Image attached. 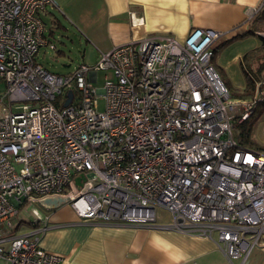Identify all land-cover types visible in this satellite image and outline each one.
Instances as JSON below:
<instances>
[{
	"label": "built area",
	"instance_id": "built-area-1",
	"mask_svg": "<svg viewBox=\"0 0 264 264\" xmlns=\"http://www.w3.org/2000/svg\"><path fill=\"white\" fill-rule=\"evenodd\" d=\"M52 3L0 0V259L64 264L40 247L45 226L11 234L43 220L38 209L22 216L24 206L60 197L83 221L153 226L163 208L168 227L216 239L244 262L264 239V151L240 144L234 120L255 110L264 82L232 98L212 63L222 32L202 27L52 72L37 61L55 49L41 15Z\"/></svg>",
	"mask_w": 264,
	"mask_h": 264
},
{
	"label": "crops",
	"instance_id": "crops-1",
	"mask_svg": "<svg viewBox=\"0 0 264 264\" xmlns=\"http://www.w3.org/2000/svg\"><path fill=\"white\" fill-rule=\"evenodd\" d=\"M261 10L264 0H53L41 15L49 42L54 44L57 35L76 37L84 45L83 59L93 56L95 61L103 51L148 36L184 41L195 27L218 30L219 38L224 37L218 45L224 49L214 52L212 63L227 75L229 81L220 75L226 84L243 88L242 56L260 44L258 34L264 35V27L247 34ZM247 39L249 46H243ZM56 50L55 45L53 53ZM64 66L66 73L74 68ZM236 75L240 79L235 80ZM37 205L43 220L34 224L23 219L11 234H32L45 226L39 245L63 256L64 264H264V239L244 262L231 263L216 239L168 227L170 214L163 208L157 210L156 223L146 226L83 221L66 202Z\"/></svg>",
	"mask_w": 264,
	"mask_h": 264
},
{
	"label": "rangeland",
	"instance_id": "rangeland-1",
	"mask_svg": "<svg viewBox=\"0 0 264 264\" xmlns=\"http://www.w3.org/2000/svg\"><path fill=\"white\" fill-rule=\"evenodd\" d=\"M224 40V37L219 38L216 42L213 43V46L219 47V52H222V49H224V46H219L222 41ZM54 44L57 47V52L53 53V50L51 49H46V53L40 52L37 56V61L39 64H41L44 68L55 72V73H61L65 74L66 73V68L65 64L69 63L71 66L70 67H75L80 63H91L95 61V58L93 56H90V59H83L82 53H83V48L84 45H80L78 39L76 37H73V40H69L64 38L63 36L57 35L56 38L53 40ZM249 39H247L242 45L243 46H249ZM58 51H62L63 53H58ZM84 60L86 62H84ZM96 62V61H95ZM93 62L92 64H94ZM109 74L111 71H108ZM104 75L105 71L100 70L98 72V82L96 83L97 87H101L103 82H104ZM222 75L228 80L227 75L224 74V71H222ZM240 79V75H236L235 80ZM5 82L3 80H0V94L2 95L5 92ZM99 108L102 110L104 108V100L101 99L99 101ZM239 109L236 111H231L232 115H235L239 113ZM254 126L251 131V138L256 141V143L261 144L264 146V111L262 109H259L255 115H254ZM236 136L237 131L235 129ZM35 209L39 210V205H32L28 204L22 208L23 215L24 217L27 218V215L29 213H34ZM13 233V232H11ZM263 243V240H260L259 246H261Z\"/></svg>",
	"mask_w": 264,
	"mask_h": 264
},
{
	"label": "trees",
	"instance_id": "trees-1",
	"mask_svg": "<svg viewBox=\"0 0 264 264\" xmlns=\"http://www.w3.org/2000/svg\"><path fill=\"white\" fill-rule=\"evenodd\" d=\"M252 24H254V27L248 30L247 34H254L255 30L262 31V27H264V10H261L253 17ZM258 36L260 37V44L245 52L241 59V66L245 77V86L243 88H235L224 82L228 88L230 96L234 99L252 98L257 89V82H264V35L258 34ZM213 49L215 54L219 52V47H213ZM216 69L222 76V70L219 68ZM259 109L264 111V94H262V98L258 102L255 110L247 118L242 121L235 118L234 130L236 129L237 131L238 140L241 145L250 149L264 151V146L256 143L250 135L255 123L254 115Z\"/></svg>",
	"mask_w": 264,
	"mask_h": 264
},
{
	"label": "water",
	"instance_id": "water-1",
	"mask_svg": "<svg viewBox=\"0 0 264 264\" xmlns=\"http://www.w3.org/2000/svg\"><path fill=\"white\" fill-rule=\"evenodd\" d=\"M73 92L72 90L68 91V99L65 102V105H68L71 101ZM65 202L63 198L57 197V198H46L44 203H48V204H54V205H58Z\"/></svg>",
	"mask_w": 264,
	"mask_h": 264
}]
</instances>
